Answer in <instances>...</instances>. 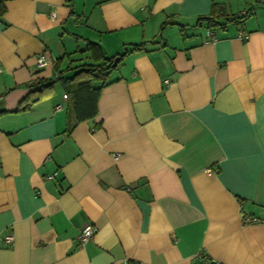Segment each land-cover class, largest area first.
I'll return each instance as SVG.
<instances>
[{
	"label": "crops",
	"instance_id": "1",
	"mask_svg": "<svg viewBox=\"0 0 264 264\" xmlns=\"http://www.w3.org/2000/svg\"><path fill=\"white\" fill-rule=\"evenodd\" d=\"M0 2V110L92 63L87 41L143 43L91 119L67 117L59 80L0 114V264H264V222H243L264 218V0ZM213 4L246 17L197 24Z\"/></svg>",
	"mask_w": 264,
	"mask_h": 264
},
{
	"label": "trees",
	"instance_id": "2",
	"mask_svg": "<svg viewBox=\"0 0 264 264\" xmlns=\"http://www.w3.org/2000/svg\"><path fill=\"white\" fill-rule=\"evenodd\" d=\"M4 12V5L0 2V14ZM246 15L237 16L228 14L225 8L213 4L211 11L206 16H200L197 24L205 22L206 26L213 30H225L229 22H239ZM143 43L132 44L125 47L123 52L117 54L119 61L127 53L141 50ZM85 50L90 53L92 63H84L76 67V71L70 76H63L61 72L57 78H35L29 83V90L18 102L13 110H0V114L19 112L28 109L33 103L50 96L54 90L56 81H61L65 87L67 97V117L72 114L75 122L91 119L97 111V100L101 89L107 84L110 73L116 66L113 60L116 56L106 57L101 52L97 43L87 41ZM56 64V63H55ZM57 67V65H55ZM98 83L99 85H95ZM71 126L68 127L70 129Z\"/></svg>",
	"mask_w": 264,
	"mask_h": 264
},
{
	"label": "built area",
	"instance_id": "3",
	"mask_svg": "<svg viewBox=\"0 0 264 264\" xmlns=\"http://www.w3.org/2000/svg\"><path fill=\"white\" fill-rule=\"evenodd\" d=\"M213 34H214L213 31H210L209 35L211 36ZM247 36L248 35L246 33H243V32L238 33V37L241 40H245L247 38ZM47 61L48 60H47L44 53L38 54L36 56V65L38 67L45 66ZM64 97H66V95H64ZM259 221L264 222V218H262V219H259L256 217H244L243 218V222L254 223V222H259ZM94 231H95V228L92 224H86L82 228L81 233L79 235L80 243L84 244L94 234ZM4 241H5V244L7 246H10L12 244V241H13L12 235H7L4 239ZM122 264H127V263L123 262ZM194 264H214V262L212 260H210L204 252H198V253H196V261L194 262Z\"/></svg>",
	"mask_w": 264,
	"mask_h": 264
},
{
	"label": "water",
	"instance_id": "4",
	"mask_svg": "<svg viewBox=\"0 0 264 264\" xmlns=\"http://www.w3.org/2000/svg\"><path fill=\"white\" fill-rule=\"evenodd\" d=\"M118 59H119L118 57L114 58L113 63H112L113 66H115L117 64Z\"/></svg>",
	"mask_w": 264,
	"mask_h": 264
},
{
	"label": "rangeland",
	"instance_id": "5",
	"mask_svg": "<svg viewBox=\"0 0 264 264\" xmlns=\"http://www.w3.org/2000/svg\"><path fill=\"white\" fill-rule=\"evenodd\" d=\"M56 84H57V86H60V85H59L60 83H59L58 81H56Z\"/></svg>",
	"mask_w": 264,
	"mask_h": 264
}]
</instances>
